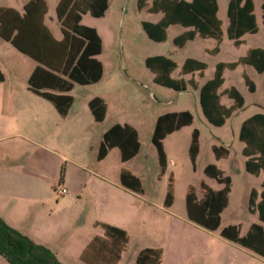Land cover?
Here are the masks:
<instances>
[{
  "label": "rangeland",
  "instance_id": "obj_1",
  "mask_svg": "<svg viewBox=\"0 0 264 264\" xmlns=\"http://www.w3.org/2000/svg\"><path fill=\"white\" fill-rule=\"evenodd\" d=\"M21 1L23 0H0V4L18 7ZM150 1L144 0L146 5L139 8L137 0H107V8L102 17L92 21L94 25H97L103 43L100 58L104 62L105 75L98 85L100 88L96 91L104 95L108 101L105 122L116 119L119 122L128 121L136 125L140 151L128 163V167L143 177L146 200L144 206L149 210L146 214L140 213V216L129 226V239L119 264H128L131 255L138 247L150 245H159L164 248V264H227L228 261H230L229 264H241L247 260L250 264H264V259L251 255L248 258L240 249L227 244L219 236V230L223 225L238 224L240 233H243L250 223L257 222L256 215L247 211L245 197L247 187L250 185L258 188L259 181L263 177L250 175L244 171V157L240 152L242 143L237 133L243 119L256 112L264 113V70L258 73L250 65H238L233 70L223 71V83L220 89L233 86L242 96L243 105L222 125L215 126L208 123L202 116L198 104V88L211 78L216 63L236 61L238 57L244 55L247 48L259 47L264 51V25L261 18L263 0H251L256 30L254 33L243 34L241 36L243 42L237 47L225 36L227 0H216V14L221 22L223 33L221 42L216 44L212 38L196 36L187 40L182 46L173 42V38L184 29L177 24L168 26L163 41L156 42L145 35L141 21L155 22L160 16V13H150L146 10ZM47 2L52 5L54 0H47ZM88 20L92 19L86 15L82 21L91 22ZM215 46L217 51L210 52V49ZM10 53L18 54L8 42L0 39V58L4 59ZM145 55H164L171 58L176 68L170 76L182 80L184 90L175 91L155 83L152 74L144 65ZM185 57H192L205 63L203 74L193 75L197 83L196 87L188 83L187 79L191 77L190 75L179 74V67ZM1 59L0 63L3 62ZM125 71L128 74L126 79ZM242 73L251 81L253 85L251 91L247 88ZM87 90L93 91V88ZM85 93L86 89L79 85H75L70 91L75 108L81 104ZM178 109L187 110L192 116V121L188 126L163 140L164 152L169 162L158 177L156 174L160 173V168L157 164L156 149L150 142L151 126L148 116L152 113ZM193 129L198 132V154L194 168L191 166L187 152L190 132ZM24 144L25 149H22L21 153L30 154L34 150L33 157L36 156L37 159L40 155L41 158L44 157L42 155L45 153L38 147L28 142ZM211 144L225 146L228 149L227 157L215 160L210 150ZM89 146L78 142L75 147L82 151L88 162ZM107 161L113 162L112 155ZM207 163L219 165L224 169V174L232 178L231 193L226 207L220 213L219 226L213 231H206L180 221L176 225H169V223L162 225L160 214L152 213L157 208L149 205L148 201L156 205L162 202L163 190L170 174L175 197L172 211L178 214L183 208L187 184H192L199 190V181L204 180L211 187H218L215 181L203 175L202 169ZM67 164L60 163L57 170L52 164L48 165V171L55 180L54 184L60 176H63ZM57 198L60 197L57 196ZM64 205L57 213V220L54 221L58 225L63 219H67V224L65 223L59 232L58 240L52 244L56 246L55 255L58 260L66 264H83L72 254H67L65 249L76 247V239L73 237H77L78 232L81 235H87L93 230L91 221L94 218V212L78 211L80 215L78 214L73 220L69 212H73L74 207ZM165 216L169 215L165 213ZM63 229L65 233L60 235ZM66 240L68 241L64 242ZM0 264L9 263L0 256Z\"/></svg>",
  "mask_w": 264,
  "mask_h": 264
},
{
  "label": "crops",
  "instance_id": "obj_2",
  "mask_svg": "<svg viewBox=\"0 0 264 264\" xmlns=\"http://www.w3.org/2000/svg\"><path fill=\"white\" fill-rule=\"evenodd\" d=\"M58 1L59 0H54L52 5H49L47 0H23L20 2V5L18 7H14L8 4H0V32L5 36L12 37L17 33V30H20L17 34V39H19L21 44L25 47H29L31 49L33 48L32 50H43V54L40 56L44 57L49 64V67H47L43 64L38 63L32 57L16 49L8 39H4L0 36V39L5 42H8L18 53H10V55L5 57L4 59L0 58L1 60H3V62L0 63V217L4 220L6 224L17 229L19 232L29 237L35 243H39L46 246L55 255L57 252L56 246L52 244L56 243V241L58 240L57 237L59 236V232L61 228H63L62 226H64L65 223L67 224V219H63V221L61 222L62 224L60 223L58 225L57 223H54V221L57 220V213L60 212L61 208L65 206L64 204L74 207L73 212H69L73 220L76 219V216L78 214L80 215V213H77L78 211H81L83 213H87L89 210L93 211L94 218L91 221L93 230L88 232L87 235H81L78 232L79 237L78 235L77 237H73L74 239H76V247L74 249H72L71 247H67L65 249L67 254H72V256L76 257L80 262H82L83 264H87L80 259L79 255L86 246V244L94 236L103 235V228L96 223H104L124 230L127 235L128 242L129 226L135 219H137V217L140 216V213L146 214L149 210L146 206H144L146 200L145 188L143 186V177L140 174L136 173L134 170H132L130 167H128V163L134 157H136L140 151L138 129L134 123L128 121L119 122L118 120L114 119L112 121L105 122L108 110V101L106 97H104V95L96 91L100 88L98 86L99 83H101V81L104 79L105 67L104 62L100 58L103 50L102 38L98 32L99 29L97 25H94L92 21H94V19L101 18L103 14L100 17H93L88 13L80 14V19L78 23L83 26L93 28L100 39V50L97 54L92 55L91 57L100 63L101 73L100 77L96 81L87 84H79L68 79L66 75L61 73V69L64 67L65 64H67V62L70 61V56L72 54H75V50L79 46L80 42L77 38L72 35V33H68L67 43H64V46H58L55 44V42L60 41L62 39V30H69L64 27L62 28V26L60 25V21L56 16L55 8ZM25 7L27 8V10L25 9ZM86 15H88L90 19H92L88 20L91 22L84 23L82 21L84 17H86ZM161 15L162 14L160 13L159 18L161 17ZM183 28L184 29L181 30L178 34L187 29L186 27ZM41 35L45 37L47 42L45 43V46L43 48H37L38 43L36 39L37 36ZM196 36L197 35H195L194 37ZM70 43H72L71 54L67 57V50L69 48ZM213 48L210 49V52L215 53L212 51ZM147 56L152 55H145L143 57V62ZM238 65L243 66L248 64ZM238 65H236L234 69ZM36 67H39V69L37 68L35 70V73L33 74L32 85L38 91L50 93L52 95H67L71 98L70 104L67 108L65 115H60L57 108L51 101L30 89L28 84V78ZM225 69L228 68H224L222 70V75ZM124 73L126 79L128 74L126 71ZM150 73L152 74L153 79V73ZM243 74L244 73H242V77ZM184 75H190V78L193 80V83L195 85L194 87L197 86V83L194 81L193 78V75H198L196 71ZM190 78H188L187 81ZM60 80L68 81L70 83V88L65 91L60 90L57 86L58 81ZM75 85L83 86L84 89H86V93L82 99L81 104H79L76 108L73 106L74 98L70 94V91L74 88ZM220 87L217 91L219 93V102L224 106H228L230 105L231 100L227 98L225 94L222 93L223 90L227 88L220 89ZM90 88H93V91L87 90ZM222 96H224V99H222ZM94 97L100 98L105 105L104 114L101 120H96L94 118L88 106L89 100ZM179 111L187 110L178 109L175 111H166L157 114H150L148 116L149 124L151 126L150 137L156 118L159 115L167 112ZM227 118H225V120ZM114 124H118L120 126L126 124L136 132L138 149L132 157L126 160H121L119 148L117 146H112L107 149L106 153L102 158L98 159L97 153L99 145L102 141V135L108 128H110ZM188 125L181 126L180 128L166 134L162 138L161 143L163 152V140L169 135H172L173 133L181 130L183 127ZM24 142H28L29 144H32L41 149L43 153H45L44 155H42L44 157L41 158V155L40 157L38 155V159L36 156L33 157V153H35L34 150L31 151L30 154L25 152L21 153V150L25 149V146H23L25 145ZM78 142H81L84 145H90L89 162L85 158V156H83L82 151L79 148H75L76 143ZM212 145L222 146L223 148H225L227 151L225 157H227L228 149L225 146L211 144L210 150ZM110 155H112L113 157L114 164H111L113 162L107 161ZM212 155L215 160L225 158L220 157L216 159L213 152ZM165 158L166 167L167 163L169 162L167 161L166 154ZM48 163L52 164L54 168H56V170L60 163H62V165L68 163L63 176H60L55 184L54 177H52V175L48 171ZM214 165L216 166V168L221 170L223 175L228 176L230 179L229 191L227 193L226 198L227 205L229 195L231 193L232 178L230 177V175L224 174V169L222 167L216 164ZM122 169L127 171L129 175L135 176L138 179L141 189L140 192L134 191L133 189L122 183L120 178V172ZM244 171L248 173L245 169ZM161 174L162 172L157 173L156 175L159 177ZM259 175H262L263 177V179L259 181V187H251L250 185L249 187H247L248 189L246 191L245 197L246 208L250 189H255L257 193H259L261 190V182L264 181V175L262 172H260L258 175L254 176ZM204 176L209 180L215 181L218 187H211L204 180H200L199 184L200 182H203L213 190H217L222 187V184L218 183L215 179L207 177L206 175ZM124 179L129 184L132 183L129 176L125 175ZM189 185L192 184H187L186 189ZM193 187L196 199H200L202 196V190L200 188V185H198L199 190L195 186ZM59 188H63L65 191L60 193ZM165 191L166 185L163 190L161 203H158L156 205L148 201L149 205L155 206V208H157V210L152 213L160 214L159 217H161L160 222H162V225L165 223H169V225H176L179 224L180 221L187 224L189 223V225L193 227L202 228L206 231H213L204 229L200 225L188 219L185 205V192L183 208L179 211L178 214L172 211V207L175 203L174 190L172 202L169 206H164L163 200ZM57 196L60 198H57ZM81 204L82 207H80ZM165 213H167L169 216L166 217ZM252 214L256 215V213ZM70 219L71 217L69 218V221ZM252 223H259V221L257 219V222ZM237 226L239 228L238 224ZM56 227L58 228L56 229ZM247 228L243 233H240L239 229V234L243 235L246 232ZM64 231L65 230L63 229L60 235H64ZM221 238L227 244L233 245L240 249L245 255H247L248 258L251 255L264 259L263 257L251 252L250 250L244 247H241L223 237ZM67 241L68 240L64 242ZM127 242L124 248L120 251L119 258L114 264H119L122 258V253L126 249ZM142 248H160L161 256L158 264H164V248L159 245L138 247L131 255V259L128 264L134 263L138 251ZM96 252L97 251L89 252V256L98 260V258H100V252ZM229 262L230 261H228L227 264H229ZM248 262V260L243 261L241 264H250Z\"/></svg>",
  "mask_w": 264,
  "mask_h": 264
},
{
  "label": "trees",
  "instance_id": "obj_3",
  "mask_svg": "<svg viewBox=\"0 0 264 264\" xmlns=\"http://www.w3.org/2000/svg\"><path fill=\"white\" fill-rule=\"evenodd\" d=\"M146 5L144 0H137V6L140 8ZM27 6V5H26ZM107 7V0H59L56 5V16L60 21L62 28V39L55 42L58 46H64L67 43V34L72 35L79 40V46L75 54L70 56V61L61 69V73L68 79L79 83L87 84L96 81L100 77V63L92 58L100 50V39L96 31L87 26L79 24L80 14L88 13L93 17H100ZM27 10V8L25 7ZM262 23L264 25V0L261 3ZM150 13L160 12L162 15L156 22L141 21V27L145 35L156 42L163 41L166 37V28L169 25L178 24L187 29L173 38L174 44L181 46L186 40L192 39L195 35L202 38H213L218 44L222 40L221 22L217 18L216 0H151L146 6ZM227 25L225 36L232 44L237 47L243 40L241 36L244 33H254L255 22L252 13L251 0H227L226 4ZM17 33L12 37L0 36L8 39L12 45L22 53L32 57L38 63L49 67L47 60L40 55L43 50H32L25 47L17 39ZM37 48L44 47L47 40L45 37L37 36ZM72 43L67 50V57L71 54ZM217 51L215 46L212 50ZM238 64L251 65L256 72L264 70V51L259 47L248 48L244 55L232 62H218L214 66L211 78L207 79L198 89V104L204 119L215 126L224 123L225 118L242 107L243 99L240 93L230 86L223 90V94L231 100L230 105L224 106L219 102L218 88L223 82L222 70L224 68L234 69ZM145 67L153 73L155 83L169 87L176 91L184 90L182 80L170 76L176 68L175 62L167 56L152 55L144 59ZM205 63L186 57L179 67L181 75L197 72L199 76L205 68ZM28 78L30 89L42 97L51 101L57 108L60 115H65L70 104L71 98L67 95H52L50 93L38 91L32 85L33 74ZM1 78V74H0ZM243 80L247 88L251 91L253 85L251 81L243 74ZM189 83L194 87L193 80ZM60 90H68L70 83L60 80L58 85ZM88 106L96 120H101L104 114L105 105L103 101L94 97L89 100ZM192 116L188 111L167 112L156 118L152 134L151 143L154 145L157 153L160 173L165 167V154L162 149V138L173 130L191 123ZM238 139L243 143L241 154L245 157L244 169L252 174L258 175L260 172L264 175V114L254 113L245 118L238 129ZM117 146L120 150L121 160L132 157L138 149L136 132L128 125H112L102 135V141L99 145L97 158L104 156L107 149ZM211 150L216 159L225 157L227 151L222 146H211ZM198 152V132L193 129L190 134L188 145V157L192 168H194L195 158ZM203 173L207 177L215 179L222 187L213 190L205 183L200 182L202 196L196 199L194 187L189 185L185 192V205L187 217L194 223L207 230H215L219 225V213L226 205L227 193L229 191L230 179L223 175L221 170L214 164H206ZM125 175L131 179V184L125 181ZM120 178L124 185H127L134 191L140 192L139 181L135 176L129 175L125 170H121ZM173 199V184L171 175H168L166 191L163 205L169 206ZM247 209L250 213H256L259 223H251L243 235L239 234V228L235 224H228L220 228L219 235L241 247L264 258V181L261 182L259 193L253 188L250 189L247 199ZM103 228L102 236H94L84 247L79 257L87 264H114L120 251L127 242V235L124 230L117 227L96 223ZM100 252V258L94 259L89 256V252ZM96 252V253H97ZM0 256L9 264H64L60 262L54 253L46 246L35 243L29 237L19 232L17 229L9 226L0 217ZM161 256L160 248H142L138 251L133 264H158Z\"/></svg>",
  "mask_w": 264,
  "mask_h": 264
},
{
  "label": "built area",
  "instance_id": "obj_4",
  "mask_svg": "<svg viewBox=\"0 0 264 264\" xmlns=\"http://www.w3.org/2000/svg\"><path fill=\"white\" fill-rule=\"evenodd\" d=\"M64 191H65V190H64L63 188L59 190L60 193H62V192H64Z\"/></svg>",
  "mask_w": 264,
  "mask_h": 264
}]
</instances>
